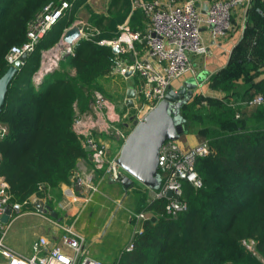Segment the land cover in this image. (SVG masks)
I'll list each match as a JSON object with an SVG mask.
<instances>
[{
  "label": "trees",
  "instance_id": "obj_1",
  "mask_svg": "<svg viewBox=\"0 0 264 264\" xmlns=\"http://www.w3.org/2000/svg\"><path fill=\"white\" fill-rule=\"evenodd\" d=\"M50 1L0 0V76L10 65L7 52L27 40L29 21ZM84 1L75 0L46 32L9 85L0 113V122L7 127L0 136V176L14 201L36 195L52 206V196L61 194V185L72 182L78 160L90 154L83 135L73 127L76 105L90 109L94 90L110 74L117 53L99 40L119 35L116 21L128 16L130 0H112L107 14L92 13V23L85 29L88 34L73 52L62 56L61 64L38 82L33 80L42 49L60 40ZM120 1L124 10L112 13V6ZM116 15L120 17L114 23ZM245 22L233 60L211 78V84L227 91L225 97L203 103L196 94L184 106L187 121L199 127L211 147L197 161L202 186L183 180L188 207L177 216L165 214L166 198L152 199L137 189L136 211L148 215L133 248H124L114 264H264V103L253 107L242 103L264 93V81L253 82L264 70V0H251ZM108 28L116 34H104ZM240 77L250 86L245 92L236 86ZM123 124L116 122L119 127ZM249 239L263 262L244 244Z\"/></svg>",
  "mask_w": 264,
  "mask_h": 264
},
{
  "label": "built area",
  "instance_id": "obj_2",
  "mask_svg": "<svg viewBox=\"0 0 264 264\" xmlns=\"http://www.w3.org/2000/svg\"><path fill=\"white\" fill-rule=\"evenodd\" d=\"M74 1L52 0L46 3L29 21L27 40L11 46L7 52L8 63H14L24 52L28 54L33 52L39 40L59 22ZM197 2L198 0H142L137 6L142 8L148 19L145 30L132 28L128 23H124L120 25V34L116 38L99 40V43L110 45L117 53L111 73L125 75L126 70L130 69L132 74L141 77V82L136 88L139 101L135 105L131 120H142L145 114L165 97L173 79L187 70H192V56L207 51V44L201 32L202 26L209 28L214 39L218 38L233 28L234 12L237 8L241 9L242 20L245 21L251 4V0H207L206 6L201 7ZM82 25L85 27V24ZM136 42L145 44L143 46L146 50L145 55L141 54ZM68 49L73 52L74 47ZM44 53L45 50L42 49V56ZM131 56L134 57L133 60H130ZM50 68L48 67L46 71ZM242 103L248 107L262 104L264 93L258 92ZM91 105L96 117L92 112H76L73 123L75 131L83 135V145L91 147L90 156L93 163L91 172L86 176H81L77 172L75 174V171L73 174V182L75 180L80 190L89 191V196L84 197L86 200L98 190L101 181L119 177L126 172L117 161L119 153L112 156L109 153V145L95 135V130L108 131L115 127L116 133L123 139L131 130L112 125L120 117L114 118V104L100 90L93 92ZM105 115L109 117L110 122L101 117ZM239 116L240 112L237 111L236 117ZM6 131L7 127L0 122V136H4ZM210 151L208 142L185 147L178 139H166L160 146L158 168L162 175V185L159 189L153 190L151 198H166V215L177 216L187 209L183 180L196 188L202 186L197 161ZM180 171L184 172V176H180ZM170 189L173 190L174 196L168 195ZM39 199L43 198L32 195L21 202L12 200L9 185L0 176V264H109L90 255L85 236L75 229L73 224L53 220L52 216L46 215L48 211L37 208L35 202ZM43 200L46 202L45 198ZM7 207L12 208V213L9 220L4 222L1 216ZM24 213L39 214L53 220L62 229L59 241H54L49 235L40 234L34 239L30 254L22 253L10 246L5 241L7 230L12 220ZM146 218L145 211L131 212L134 229L125 245L126 250L133 248L134 237L143 230V220ZM244 243H248V248H254L253 239L244 240Z\"/></svg>",
  "mask_w": 264,
  "mask_h": 264
},
{
  "label": "rangeland",
  "instance_id": "obj_3",
  "mask_svg": "<svg viewBox=\"0 0 264 264\" xmlns=\"http://www.w3.org/2000/svg\"><path fill=\"white\" fill-rule=\"evenodd\" d=\"M140 1L142 0H130V11H129L128 16L123 18L124 20L122 19L123 21L122 20L116 21L115 19L119 18L120 16L119 15L114 16L113 22L115 23L116 21L119 34H120L121 24L128 23L134 26L135 24L137 25L139 23L145 24V25L148 23V19L144 11L142 10L140 6H137V3ZM110 3H112V0H85L77 10L74 23L85 24V29L88 28L89 24L92 23L89 19L91 14L92 13L107 14ZM112 10H114L112 13L116 12V14H121L122 11L124 10L122 1L113 5ZM241 24L243 26V33H244L246 22L242 20ZM97 32L98 34L100 33L99 30ZM86 34L88 33L85 32L84 35ZM104 34L114 35L116 33L113 30V28H108V30L104 32ZM252 37L253 38L256 37L255 31H253ZM103 39L109 40L113 38L109 36V37L101 38V40ZM44 50H45V53L41 57L40 65L33 76L34 82H38L41 79L40 77H42V74L46 72V69L48 67H57L61 64V58L64 52V47L60 45L59 41L56 42L49 49H44ZM119 79L120 77L113 78V76L112 77L110 76L105 81V83L102 84V82H100L99 87L96 90H100L101 92H103V94L107 97V99L116 106L115 110L117 113H119L121 117V123H124V121L128 119V116L130 115V113L133 114L135 108L127 107L125 103L127 84L123 80L121 79L119 80ZM90 98H92V95L90 96ZM76 107H79V106L76 105ZM117 128H122V127L117 126ZM115 132L116 130H114V132L103 134L102 136L106 138L107 140L109 138H112L114 141L118 142L117 137H116V135L118 136V134ZM97 136L100 137L99 135ZM100 138L102 140H105L102 137ZM110 150L112 152L111 153L109 152V153L112 156H115L117 151L113 150V147H111ZM137 189L144 190L146 193L148 192L147 190L144 189V187H132L131 189L127 190L128 192L125 191L124 188L122 187H119L118 190H116L113 187H111L110 184L105 179V181H103L99 185L98 190L92 196H90L88 200L84 198L85 196H80L82 197L81 199L82 201L80 200V202H82V204H85L86 206L83 207V209L79 212L76 218L77 223L74 222L75 228L83 232L82 230L76 227V224L79 225L83 223L86 226L87 230L88 229L98 230L99 235H100L99 239L90 240V242H88L90 255L92 257L99 258V259L105 258L111 261V259L114 257L113 255H116L121 245H123V242L126 241V239L128 238L129 230H130V228L128 227L125 221V209L116 210V208H114L113 209L114 214L112 213L113 215H111L108 221L104 224L103 222V220L105 219L104 217H102V219H98V214L96 212L97 207L95 204L99 202L106 203L107 205H110V208H111L110 210H112V208L116 206L118 208L121 206H124L125 208H127L126 203H130L132 195L136 194L137 197L139 196ZM152 194H154V191ZM149 195L148 197H151ZM60 197H61V194L56 195L57 199H60ZM57 205H58L57 202L53 201L52 206L57 207ZM128 206H132V204H128ZM133 206L137 208L136 205H133ZM46 215L52 216L49 212ZM55 225L57 226V224L53 220H50L49 218H46L42 215L29 214V213L27 215H20L12 220L7 230L5 241L10 246L19 250L20 252L25 253V254H30L32 252V243L34 239L36 238L35 236L44 232L49 227H52ZM244 244L248 246L247 245L248 243H244ZM248 249L253 253L254 257H256L259 261L263 262L260 255L257 253V251L253 247L251 249L250 248ZM225 264H243V263L227 262ZM247 264H257V263H247Z\"/></svg>",
  "mask_w": 264,
  "mask_h": 264
},
{
  "label": "crops",
  "instance_id": "obj_4",
  "mask_svg": "<svg viewBox=\"0 0 264 264\" xmlns=\"http://www.w3.org/2000/svg\"><path fill=\"white\" fill-rule=\"evenodd\" d=\"M206 1L207 0H198L197 5H199L201 7H205ZM241 15H242L241 9L237 8V10L234 12L233 28L230 29L228 32H226L224 35H222L218 38H215V39L211 36L209 28L207 26H202L201 32L203 34L204 41L207 44V51L203 54L192 56V60H191L192 61V70H187L181 76L173 79V81L171 82V85H170L172 88H178L185 80L192 78V77H197L198 75L203 74L204 79L202 81H199L198 87L195 90V94L201 95L203 97L202 102L206 103V100H208V98H223V97H225V95L227 94V91H225L224 89H222L218 85L211 84V80H212L211 78L215 74H218L227 65H229L231 63V61L233 60V56H235V48L243 36V26L241 24V21H242ZM74 21L70 25L65 27L61 36L64 34V32L70 26L76 24V23H74ZM130 26L132 28H143V27H145V24L139 23L137 25L135 24L134 26H132V25H130ZM147 26H148V23L146 24V27ZM136 46L138 47V49L141 50L142 55L146 54V50L144 49V47L140 43H138V45L136 44ZM72 72L74 73V70H72ZM110 76L111 77L113 76V78L120 77L121 80L126 82V84H127L126 88H128L129 86H134L135 90L141 82V77L138 74L122 75L119 73H111V72L109 75L102 77L100 82H102V84L105 83V81ZM261 81H264V70L261 71L258 76L254 77V80H253V82L255 84L260 83ZM245 82L246 81L243 80L242 77H240L236 80L237 88H241V91H243V92H245V89L250 88V86L249 85L247 86V84ZM135 83H136V85H135ZM126 91H127V89H126ZM137 97L138 96L136 94L135 98H134L135 105L139 101V98H137ZM125 103H126V95H125ZM126 105H127V103H126ZM114 107H115V105H114ZM127 107H128V105H127ZM76 108H77L76 112H78V113L92 112L93 115L96 117V112L93 110L92 105H91L90 109H87L84 111L80 110L79 107H76ZM128 108H130V107H128ZM115 109H116V107L114 108V110ZM133 114H134V112H133ZM133 114L130 113V115L128 116V119L126 121H124L123 127L121 129H126L127 131H129V128L131 129L134 126V125H132L133 120H131V117H130V116H133ZM101 117L104 119V116H101ZM117 117H120V115L115 110L114 118H117ZM108 118L109 117H107V115H105L106 121H108ZM120 120H121V117L118 121H115L114 123H112V125L117 126L116 122H119ZM108 122H110V121H108ZM115 129L116 128L113 127L111 130H108V131H101L100 132V131L95 130V132H94L95 135H99L100 137L105 139V141L109 145V152L110 153L112 152L110 150L111 147H113V150H116L117 153H119L124 139L120 135H118V136L116 135L117 140H118V142H116L112 138H109L107 140L102 135L106 134V133L114 132ZM179 142L181 143L182 146L192 147V146H196V145L203 143V142H208V140L199 131V127L196 124L188 122V123H186L184 132L181 135ZM92 168H93V163H92L91 156L89 154L86 158H80L78 160L77 167L75 169V174L77 172L81 176H86L91 172ZM106 180L110 184V186L116 190H118L119 187L124 188V186L121 184V182L115 181L114 178H112V177L107 178ZM103 181H105V180H103ZM103 181H101L100 184ZM137 185L140 187H144V189L148 191L147 193L150 194V195L149 194L148 195L151 197L153 196L152 189H150L146 186H143L144 184L142 185L141 182L139 183L138 181H137L136 186ZM77 186L78 185H76L75 180L73 182V178H72L71 183H63L61 185V187H60L61 188L60 199H57L56 195L52 196L54 201H56L58 204L57 207H55L56 205L54 206V209L59 214L58 218L52 216L53 220L56 219L57 221H59L61 223H70L71 222V224H73V226H74V222L77 223L76 218H77L79 212L83 209V207L86 206L85 204H82V202H80V200L82 199V197H80V196H85V197L89 196L88 190H85L84 192H82L80 190V187L76 188ZM124 190L127 191L125 188H124ZM86 192H88L87 195H85ZM128 196H129V194H128ZM137 199H138V197L136 196V194H133L132 198L130 200V203H126L127 208H125L124 206H121L118 208L116 206V207H113L112 210H110L111 209L110 205H107L106 203L99 202V203L95 204L97 207L96 212L98 214V219H102V217H104L105 218L103 220L104 224L108 221L109 217L114 214V212H113L114 208H116V210L125 209V221H126V224L128 225V227L130 228L129 235H128L129 239L127 238L126 241L123 242V245H121V247L117 251L116 255H113L114 257L111 259V261L109 259H105V258H101L100 260L103 259L102 261H105L109 264H114L116 262L117 258L119 257V255L121 254L122 250L125 248V245L130 240L132 233H133V229H134V220L131 219V212H138V211H136V208L133 206V205L137 204ZM76 201H78V202H76ZM101 201H103V200H101ZM128 204H132V206H128ZM108 213H110V214H108ZM27 214L28 213H24V214H20V215H27ZM20 215H18V216H20ZM36 215H39V214H36ZM18 216H16V217H18ZM76 227L83 231V232H81L78 230L79 232H81L85 236L86 244H87L88 248H89L88 242H90V240H97L100 238L98 230L88 229V230H90V231H88L86 226L83 223L79 224V225L76 224ZM74 228H75V226H74ZM60 229L61 228L57 224V226L55 225V226L49 227L47 230H45L44 232H42L40 234L49 235L50 237L53 238L54 241H59L61 233H62V229L61 230ZM37 236H35V237H37ZM97 259H99V258H97Z\"/></svg>",
  "mask_w": 264,
  "mask_h": 264
},
{
  "label": "water",
  "instance_id": "obj_5",
  "mask_svg": "<svg viewBox=\"0 0 264 264\" xmlns=\"http://www.w3.org/2000/svg\"><path fill=\"white\" fill-rule=\"evenodd\" d=\"M84 31L85 27L81 23H76L64 32L59 40L60 45L66 48L62 56L70 52L67 48L76 46L78 40L84 35ZM28 55L27 52L22 53L0 76V113L6 102L9 85L15 74L23 67ZM133 59L134 57L131 56V60ZM125 74L131 75L132 71L128 69ZM203 79V74H200L197 77L185 80L178 88L169 86L165 97L147 112L142 120H133L134 126L124 139L117 157L118 163L126 172L114 178L115 181L121 182L126 190L134 187L137 181L152 190L161 187L162 175L158 168L160 146L166 139H180L188 122L183 112L184 106L194 98L199 81ZM135 95V87L129 86L126 91L128 107H135ZM86 150L90 152L91 147L86 146ZM179 174L184 176L183 171H180ZM71 178H73V174ZM76 188H79V186ZM168 195L174 196L175 194L170 189ZM35 206L48 211L54 217L58 216V212L53 209V206L43 199L37 200ZM11 213L12 208L7 207L5 213L1 216V220L7 222Z\"/></svg>",
  "mask_w": 264,
  "mask_h": 264
}]
</instances>
